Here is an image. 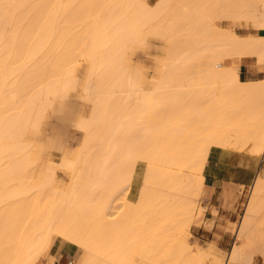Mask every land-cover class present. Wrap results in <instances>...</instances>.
<instances>
[{
    "label": "bare ground",
    "instance_id": "bare-ground-1",
    "mask_svg": "<svg viewBox=\"0 0 264 264\" xmlns=\"http://www.w3.org/2000/svg\"><path fill=\"white\" fill-rule=\"evenodd\" d=\"M149 29L169 42L156 80L131 69L125 53L148 43ZM78 55L90 60L83 81ZM250 58L264 62V0H0V264H34L54 233L87 251L81 264H156L160 256L256 264V252L264 257L259 171L227 257L210 258L185 238L212 147L264 156V79L240 76ZM80 84L92 103L76 123V98L62 111L68 121L50 162L72 178L54 189L55 169L40 163L28 132H40L48 108ZM73 124L83 138L70 157L62 150ZM37 166L42 172L30 174ZM136 180L126 212L108 218Z\"/></svg>",
    "mask_w": 264,
    "mask_h": 264
},
{
    "label": "rangeland",
    "instance_id": "rangeland-1",
    "mask_svg": "<svg viewBox=\"0 0 264 264\" xmlns=\"http://www.w3.org/2000/svg\"><path fill=\"white\" fill-rule=\"evenodd\" d=\"M148 1L151 3H154L156 0H148ZM231 22H232V25H231ZM165 23H166V21H165ZM215 23L217 25H220V26H226V27H230V28L232 27L233 29H235L239 33L245 32L247 30L245 28V26L243 25V23L240 24V26H239L231 20H223V19L216 18ZM153 24H155V23H153ZM155 26H159V25H154V27ZM149 30H151V29H149ZM146 31H148V30H146ZM151 31H154V33L156 35L150 31H148V32H150V34H149L150 36L148 38L147 37L148 33L146 34V38H147L146 41H149L148 42L149 44L148 43L145 44L148 46H145V45L140 46L139 43H137L138 45L135 43V44H133L132 47H130L131 49L129 48L130 50L127 48L125 53H126V56L130 59L129 61L132 64L130 66V67H132L131 69L138 70V71L142 72L143 75L146 77V79H150V77H154V78H152V80H156L157 76L160 73V65H161V60L159 59V57H161V56H159L158 54L161 55L165 51V48H164V46L162 47V44L164 45V43H169V42H167L168 40H166V42H165V39L168 36L165 37L163 34L161 35L159 32H156L153 29ZM161 33H164V32H161ZM256 33H259V31H257ZM150 44L152 45V47L149 46ZM168 45H166V46H168ZM156 48H159V49L157 50ZM163 48H164V50H163ZM161 50H163V51H161ZM161 52H163V53H161ZM89 61H90L89 59L83 58V57L78 55V59H77L76 63L80 68V70H79L80 81L84 80V75L87 72V68L89 66ZM253 69H256L258 71H260V70L264 71V62L263 63L255 62L254 59L252 58V64L247 65L246 67L242 68L241 77L245 78L246 74L250 70H253ZM82 96H83V90H82V86L80 84L78 86V88L70 90V96L69 97L59 98L56 101L55 107H49L48 108V115L45 117L43 126L40 129V132L36 133L35 129L30 130L29 131L30 133L28 132V136L31 137L30 138L31 139L30 140V143H31L30 146L33 150V153L39 156L40 163L44 166H50L53 170L55 169L54 172H55V177H56L55 178L56 183L54 185V189H56V188H58L60 190L66 189V187H68V185H69V181L72 178V171L70 169L64 168L60 165L58 166V164L55 162H50L51 157H58V155L52 154L51 145L53 144L54 141L57 140L58 132L60 131V128L64 125V124H61V122H62L61 119H64L65 123H66V121H68V120L65 121V117H64L65 114L63 115L62 111L67 113V111H68L67 104H68L70 98H76V100H77V105H76V109H75V111H77V112L73 113L75 116L69 114L70 117H72V123H73V120L76 123L82 117V115H86L89 113L90 106H91L92 102L89 99L82 97ZM61 108H67V109H61ZM57 109H61V111H59ZM56 111H59V112H56ZM57 115L60 118V120L57 117ZM69 115H67V116L69 117ZM67 116H66V118L68 119ZM243 117L245 118V115L241 114L240 119H243ZM253 122H255V121L253 120ZM252 125H254V124L252 123ZM82 138H83V132L81 130L77 129V126L75 127L74 124L69 125L67 134L65 136L66 141L64 140V146H63L62 154L66 155V156H70V157H75L77 149L79 147V144L82 141ZM215 147H217V146H213L212 148H215ZM34 149H36V150H34ZM242 151L243 152H249L251 154H255V153L250 152L247 148L242 150ZM263 158H264V156H263ZM139 167H140V161H138L136 163L135 169H138ZM32 168H33L32 173H30V174L35 173L36 175H38L42 172V169L40 168V166H37V168L36 167H32ZM263 168H264V160L262 162L261 168L257 170V171H259L258 174L261 176H264V169ZM29 171H31V170H29ZM262 171H263V173H262ZM139 174L140 175L143 174L142 167H140ZM256 174H255V176H256ZM255 176H254V178H255ZM30 179H31V177H30ZM33 179L38 180V179H40V176H36ZM253 181H252V183H253ZM139 186H140V182L136 180L133 183H131V187L128 190H123L119 194V196L117 197V199L114 202L115 205L113 203L112 207L109 209V211L114 212V214L112 215L111 213H109L110 216L111 215L112 216L111 217L108 216V218L113 219L119 215H123V213L126 212V206L128 204H127L125 196H128L130 199H135L137 196V193H138ZM251 186H252V184H250L248 186H242L241 188H239L237 190V194H238L237 207L235 208V213L233 214V216L231 218H229V217H224L222 214L219 213V209H218V206L216 205V203L210 202V200H211L210 192L208 191V189L206 187H204V183H203L202 193L198 197L199 199H197V202H196L197 203L196 215H195L196 219H194L192 224L186 228V233H185V238H187V240L192 244V246L195 250H199V249L203 250L204 248H205L204 250H209L210 251L209 257L210 258H212L215 255H219V254H221L220 255L221 257H224V256L227 257L228 252L230 251L231 247L233 246V243L235 242L236 230H237L239 223L241 221L242 214L245 210L246 202L248 201V197L251 194V189H252ZM125 191H126V193H125ZM208 225H211V226H208ZM54 234H57V233H54ZM53 235H52V237H53ZM57 235H59V234H57ZM60 236H62V235H60ZM62 237H64V236H62ZM64 238L71 241L72 242L71 244H73V243L77 244L76 242L70 240L67 237H64ZM56 239L63 240L60 237H55L54 240H56ZM63 241H66V240H63ZM75 244H73V245H75ZM80 252L83 253V250H80ZM85 255H87L86 250H85ZM40 256L36 259V261L40 258ZM35 262H34V264H35ZM253 262H255L256 264H264V257L262 256V254L260 252L255 253L254 258H253ZM156 264H168V262L166 261L164 256H160L157 258ZM185 264H201V261H200V259H193V260H188V262H185ZM202 264H212L211 259H205Z\"/></svg>",
    "mask_w": 264,
    "mask_h": 264
},
{
    "label": "crops",
    "instance_id": "crops-1",
    "mask_svg": "<svg viewBox=\"0 0 264 264\" xmlns=\"http://www.w3.org/2000/svg\"><path fill=\"white\" fill-rule=\"evenodd\" d=\"M251 64L252 58L243 59L240 64V76L242 68ZM241 78L244 80L264 79V71L253 69L246 74L245 78ZM263 160V156L242 150L222 147L211 149L209 160L204 169V187L210 192V202L216 203L219 213L224 217L231 218L233 216L237 207V190L242 186L252 184ZM55 237L66 241L54 240ZM71 243L68 239L54 234L50 244L35 264H81L86 256L85 249ZM80 250H83V253Z\"/></svg>",
    "mask_w": 264,
    "mask_h": 264
},
{
    "label": "clouds",
    "instance_id": "clouds-1",
    "mask_svg": "<svg viewBox=\"0 0 264 264\" xmlns=\"http://www.w3.org/2000/svg\"><path fill=\"white\" fill-rule=\"evenodd\" d=\"M128 84H129V93L130 94L134 93L135 92V80L133 78H130L128 81Z\"/></svg>",
    "mask_w": 264,
    "mask_h": 264
}]
</instances>
